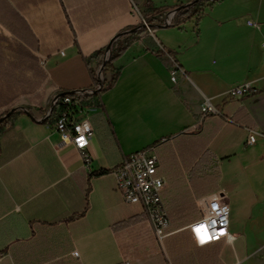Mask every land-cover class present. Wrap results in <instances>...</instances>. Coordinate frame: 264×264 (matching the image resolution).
Returning a JSON list of instances; mask_svg holds the SVG:
<instances>
[{"label": "crops", "instance_id": "crops-1", "mask_svg": "<svg viewBox=\"0 0 264 264\" xmlns=\"http://www.w3.org/2000/svg\"><path fill=\"white\" fill-rule=\"evenodd\" d=\"M148 1L172 11L194 0H0V31L34 64L18 72L19 115L0 138V264H264V0H223L133 43L93 109L90 170L54 130L55 96L93 89L85 60L141 27ZM162 49L184 71L176 83ZM239 86L257 94L228 98ZM205 101L220 114L195 130ZM250 131L261 137L249 148ZM148 148L166 181L161 243L111 174ZM213 195L231 207L234 241L199 248L189 226Z\"/></svg>", "mask_w": 264, "mask_h": 264}, {"label": "built area", "instance_id": "built-area-1", "mask_svg": "<svg viewBox=\"0 0 264 264\" xmlns=\"http://www.w3.org/2000/svg\"><path fill=\"white\" fill-rule=\"evenodd\" d=\"M134 12L141 15L136 6ZM174 15L172 12L167 16L165 26H171ZM142 24L151 32L144 19H142ZM247 24L249 27L260 29V24L254 20H248ZM262 47L264 49V41ZM161 51L165 52L163 49ZM165 55L172 63L171 80L176 83L178 76L184 74V71L173 56L166 52ZM251 91L249 86H239L229 93L228 98L242 99L250 95ZM53 105V110L58 109L54 130L60 136L62 144L71 145L82 152L84 167L90 170L92 156L89 153V147L94 137L91 123L93 109L82 106L79 102L73 101L71 97L62 94L55 96ZM218 114L220 112L216 106L211 101H205L201 106L200 119L194 129L197 130L210 116ZM260 137L258 132L250 131L246 146L254 147ZM81 139L84 141L83 145L80 143ZM158 168V157L154 148H148L132 154L111 174L115 178L117 189L125 204L141 207L144 217L154 225L157 240L161 243L167 236L171 224L162 196L166 181L158 175ZM198 205L202 218L189 226L196 246L203 248L220 242L232 243L234 239L230 231L231 207L224 198L213 195L200 200ZM201 225L206 226L207 236H210V239L201 240V233L196 231ZM74 256L79 257L76 252Z\"/></svg>", "mask_w": 264, "mask_h": 264}, {"label": "trees", "instance_id": "trees-1", "mask_svg": "<svg viewBox=\"0 0 264 264\" xmlns=\"http://www.w3.org/2000/svg\"><path fill=\"white\" fill-rule=\"evenodd\" d=\"M222 1L223 0H194L190 4L177 6L172 11L174 12L176 10V13L172 19L171 26H178L182 22L189 21L194 17H200L206 4L212 7L216 3ZM167 10L168 7H158L153 2L148 1L144 5L142 16L150 29H160L166 25V18L168 16L166 13ZM146 31L147 28L142 25L139 28L130 29L117 35L107 48L96 52L85 60L94 82L93 89L74 94L63 93L62 95L71 97L73 101L79 102L82 106L91 109H101L103 107L102 96L107 91L111 90L120 79V71L115 67V63L125 55L132 44L138 41ZM165 52L160 50L159 54L165 55ZM169 54L172 56L171 53ZM93 64L95 65L94 69L92 68ZM32 65H34L32 58L24 52L18 54L17 63L6 64L0 51V110L4 109V112L0 115V120L4 118L0 123V138L6 129L14 124L19 115L16 112L9 115L12 111L11 105L16 101L18 89L22 86L23 82V79L18 76V72L25 68L32 67ZM100 76H103V80H101ZM250 94H257V92L252 90ZM57 111L58 109L54 110V113ZM7 115L9 116L6 117ZM132 223H134V221L120 225L119 229L125 228Z\"/></svg>", "mask_w": 264, "mask_h": 264}, {"label": "rangeland", "instance_id": "rangeland-1", "mask_svg": "<svg viewBox=\"0 0 264 264\" xmlns=\"http://www.w3.org/2000/svg\"><path fill=\"white\" fill-rule=\"evenodd\" d=\"M211 6L206 4L205 10L210 9ZM140 11V10H139ZM173 11V10H172ZM169 8L166 13L172 12ZM141 13V12H140ZM16 41L13 37H9L6 32L0 31V51L3 55L6 64H15L18 61V54L16 53ZM101 80H103V76H100ZM20 105L19 97H17L16 101L11 105L12 110L16 109ZM4 111L0 110V115ZM264 168V166H263Z\"/></svg>", "mask_w": 264, "mask_h": 264}, {"label": "clouds", "instance_id": "clouds-1", "mask_svg": "<svg viewBox=\"0 0 264 264\" xmlns=\"http://www.w3.org/2000/svg\"><path fill=\"white\" fill-rule=\"evenodd\" d=\"M80 143H81V145H83L84 141L81 139ZM200 233H201V240L202 241L207 239V232L204 229H201ZM233 239H234V237H233Z\"/></svg>", "mask_w": 264, "mask_h": 264}, {"label": "water", "instance_id": "water-1", "mask_svg": "<svg viewBox=\"0 0 264 264\" xmlns=\"http://www.w3.org/2000/svg\"><path fill=\"white\" fill-rule=\"evenodd\" d=\"M176 13V10L173 12V14H175ZM169 26H165L164 28H168ZM75 92H72L71 94H74ZM15 112H17V109H13L11 112H10V114L9 115H11V114H13V113H15ZM9 115H7L6 117H8ZM4 120V118L3 119H1L0 120V123L2 122Z\"/></svg>", "mask_w": 264, "mask_h": 264}, {"label": "snow or ice", "instance_id": "snow-or-ice-1", "mask_svg": "<svg viewBox=\"0 0 264 264\" xmlns=\"http://www.w3.org/2000/svg\"><path fill=\"white\" fill-rule=\"evenodd\" d=\"M201 229H204L207 232V229H206V226L205 225H201L199 228L196 229V231L198 233H200ZM207 238L210 239L211 237L210 236H207Z\"/></svg>", "mask_w": 264, "mask_h": 264}]
</instances>
